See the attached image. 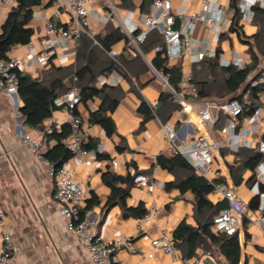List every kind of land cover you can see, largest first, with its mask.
Returning <instances> with one entry per match:
<instances>
[{
	"label": "crops",
	"instance_id": "obj_1",
	"mask_svg": "<svg viewBox=\"0 0 264 264\" xmlns=\"http://www.w3.org/2000/svg\"><path fill=\"white\" fill-rule=\"evenodd\" d=\"M93 1L95 10L92 15V26L97 31V38L105 34L108 23L119 26L113 21L104 20L108 11V0ZM111 1L116 4L120 15L127 17L129 25L142 26L143 15L154 11L153 0H131L129 6L122 5L121 0ZM171 1L174 9L185 7L188 11H200L202 8V0ZM221 1L230 7V0ZM10 10L8 7L3 10V20ZM45 11L51 15L53 8L48 5ZM228 17L227 26L216 42H209L206 39L203 27L198 23L194 31L189 33L194 40V48L202 50L210 46L216 51L220 49L219 53L223 54L225 59H230L236 54L244 56L243 53H246L243 50L249 51V45L238 36L236 31L231 30L233 22L231 7ZM65 20L66 15H63L54 22L60 25ZM248 21L254 24L250 30ZM239 24L247 36L253 35L258 29L253 20H246L242 15ZM32 25L34 35L44 31L43 20L33 18ZM176 26H181L179 18ZM225 43L233 49L230 57L224 51ZM126 44L125 40H121L114 44L113 48L119 53L126 52ZM24 52L25 45L18 44L9 51L8 58L21 56ZM155 54V49L148 51L145 54L148 61L142 56L146 68L142 66V60L134 61L131 64L132 74L129 76H125L118 70L108 73L110 76L108 84L119 89V92L116 91L117 105L112 112L108 111L116 127L112 135H107L101 125L88 121L90 111L101 106V98L95 97L87 102L81 101L77 105L76 113L81 116L85 128L90 133L91 144L95 145L93 150L96 154L80 160L70 158L65 163L73 177L87 190L88 195H94L99 199L98 203L85 210L93 221L97 233L110 243L120 238L127 239L134 248V251L126 247L117 249L115 264H157L158 262L175 264L170 256L161 251H157L154 257L147 255L152 250V239L160 236L163 227H167L173 235L182 221L193 227H197L201 221V218L195 215V194L191 190L181 192L176 186L166 187L167 184L186 176L188 171L180 166L170 171L157 162L158 156L170 157L175 152L172 142L162 133L163 123L170 122L181 138L185 137V131H191L192 127L198 131V128L193 123H187V127L184 128L183 122L177 115L180 107L170 110L166 102L161 100L162 92L167 89L152 69L154 67L152 59ZM107 55H109L108 51ZM244 57L250 58L251 62V53L250 56ZM75 58L76 55L64 65H52L66 66L74 62ZM196 62L198 61H194L193 55L188 52L177 61L168 62L167 60L169 66L180 63L183 73L191 72L192 65ZM96 64L100 70L102 68L100 61L96 60ZM258 65L264 66V57H261L257 68L253 71L259 69ZM51 66L40 69L29 65L25 72L37 77ZM65 82L68 89L71 84L68 79H65ZM95 85L102 86L98 83V79ZM21 105L22 100L19 95L16 98L15 95L10 96L0 90V205L8 213L7 227L17 246L11 264H91L84 245L74 232L67 229L66 219L59 213V205L54 199L55 178L50 174L48 165L24 142V137L42 141V154L55 144V140H43V131L40 128H31L25 123V118L19 111ZM219 116L217 129L226 122L224 115ZM50 124L58 130L66 124L63 108L57 107L50 117L44 119L43 126L47 127ZM258 132L264 136V115L257 123L254 135ZM186 139L189 145L192 140L191 134L187 135ZM222 152L227 164L223 165L225 176L221 180L233 185L244 196L250 207V202L256 194L252 189L254 183L249 179L255 177L256 168L255 170L244 169L241 172L242 180L237 183L230 171L237 151L225 147ZM109 173L121 178L115 185L121 188L128 187L129 195L126 198L128 206L136 207L141 203L147 211L151 206H155V214L150 221L143 223L141 230L137 227L140 217L125 216L121 204L110 202L112 189L104 179V176ZM137 173L150 176L156 183L152 192L143 190L134 183L133 178ZM126 178L129 182L133 180V184L128 186ZM210 198L213 202L221 200L213 192ZM237 234L241 245L239 264H264V247L259 229L244 225ZM178 249L180 256L183 257L187 252L186 242L181 241ZM192 258L201 259L207 264H211L210 258L216 264H228L223 255H221L223 260L220 263L213 254L205 251L201 246L196 248Z\"/></svg>",
	"mask_w": 264,
	"mask_h": 264
},
{
	"label": "built area",
	"instance_id": "obj_2",
	"mask_svg": "<svg viewBox=\"0 0 264 264\" xmlns=\"http://www.w3.org/2000/svg\"><path fill=\"white\" fill-rule=\"evenodd\" d=\"M16 4L17 0H0V25L3 22V10L6 7L12 9ZM48 5L53 8L51 15L45 11ZM153 6L152 13L143 15L142 26L129 25L127 17H122L116 4L108 0V11L104 20L115 22L127 36L129 44L147 61L140 45L155 30L163 35V42L155 47V51L162 52L168 62L179 60L186 52L193 55L194 61L216 56V50L211 49L210 46L196 50L194 40L189 33L193 32L196 25L200 23L206 39L209 42L218 41L229 21L228 4L221 0H202L200 11H188L185 7L174 9L171 0H153ZM254 6L264 8V0H240L239 7L244 19H253ZM94 10L93 0H44L34 14V19L43 20L44 31L35 34L31 41L25 44L24 54L0 62V90L10 96L18 93V71L25 72L29 65L42 69L52 64L69 63L77 54L84 35L98 43L97 31L92 26ZM63 15H66V20L57 25L54 20L60 19ZM178 18L181 21L180 27L176 26ZM108 53L115 59L119 51L112 48ZM249 62L250 58L240 54L230 59H225L223 54H220L222 65L234 64L243 69ZM258 66L257 71L248 72L247 78L252 86L264 87V66ZM152 69L180 105L177 115L183 122V127L186 128L187 123H193L198 128V131L193 127L191 131H185V137L181 138L174 126L170 122H165L162 124L164 137L172 142L174 151L180 153L196 173L212 183L213 193L227 201V207L214 217V229L232 235L239 233L244 225L255 227L262 235L264 247V193H260L258 187L260 182H264V160L256 167L255 183L252 188L255 194L261 195L262 199L260 207L256 210L249 207L244 196L233 185L221 180L225 176L223 165L227 164L222 152L225 147L233 151H238L242 147L255 148L264 154V136L260 132L254 135L257 123L264 115V90L260 94L261 104L254 113L241 119L243 106L237 98L224 102L198 98L197 88L191 81V72L183 73L180 89L176 90L169 83L168 73L162 69L154 67ZM98 83L100 85L110 83L109 74L100 75ZM81 101L80 88L77 85H71L65 93L54 98V105L64 109L65 120L69 126V132L62 141L70 150L71 158L77 160L93 157L96 154L95 150L86 147L90 140V133L85 128L81 116L76 113L77 105ZM220 114L226 117V122L217 129ZM53 129V124H50L45 131L50 133ZM189 134L192 140L187 145L186 136ZM43 140H47L44 135ZM178 140L180 142H177ZM24 142L48 165L50 174L55 178L54 199L59 205V213L66 219L67 229L74 232L84 245L91 264H115V251L121 247L134 251L127 239L120 238L110 243L97 233L93 221L84 210L89 197L87 190L73 177L65 164L55 169L54 165L44 158L41 151L42 141L25 136ZM133 180L137 186L148 192H152L156 187L151 177L144 173H137ZM155 212V206H151L140 217L137 225L139 230L142 229L144 222L150 221ZM7 221L8 213L0 205V264H11L17 251V246L7 227ZM157 251L170 256L175 264H207L201 259L181 257L173 235L167 227L161 229L160 236L152 239V250L147 255L154 257ZM210 262L216 264L211 258Z\"/></svg>",
	"mask_w": 264,
	"mask_h": 264
},
{
	"label": "trees",
	"instance_id": "obj_3",
	"mask_svg": "<svg viewBox=\"0 0 264 264\" xmlns=\"http://www.w3.org/2000/svg\"><path fill=\"white\" fill-rule=\"evenodd\" d=\"M43 1L17 0V4L9 11L0 25V62L8 59V53L14 46L18 44L25 45L31 41L34 36L32 21L35 9ZM239 3L240 0H230V7L233 10L231 30L236 31L238 36L249 45L251 62L243 69L234 64L222 65L220 63V49H218L215 57H205L192 65L191 81L196 86L197 97L200 99L218 102H224L231 98L239 99L243 106V112L240 115L242 119L254 113L255 109L260 105V94L264 90L262 85L252 86L247 78L248 72L255 70L261 57H264V8L260 6L253 7L254 17L252 20L258 29L253 35L247 36L239 24L242 15ZM121 4L129 6L131 0H121ZM105 30L104 35L96 38L98 43L84 35L81 38L75 61L69 65L59 67L52 65L50 68L43 70L37 77L27 72L18 71V95L22 100L19 111L29 127L40 128L48 141L55 140V144L48 148L46 152H43L44 158L54 165L55 169L63 166L71 158L70 150L62 141L69 132V126L66 123L61 126L60 130L54 127L52 132L47 133L43 122L57 108L54 105V98L69 89V87L67 89L65 79H68L71 85H77L80 88L82 101L87 102L95 97L101 98V106L96 110L90 111L88 121L101 125L107 135L110 136L115 133L116 127L108 111L112 112L115 109L118 102L116 91L119 92V89L109 84L101 87L96 86L98 76L100 74H108L114 70L129 76L132 74L131 64L143 58L129 44L127 36L119 27L108 23ZM121 40H125L127 43L125 46L126 52H120L113 59L107 55V51L111 50L113 45ZM162 42L163 35L155 30L140 45L141 51L146 54L151 49H155L158 44H162ZM96 60H99L102 65L100 70L97 67ZM142 63V66L146 68L144 60H142ZM152 63L155 68L162 69L168 73L169 83L176 90L180 89V82L183 76L180 63L169 66L167 58L160 51H156ZM139 65L141 66V62ZM161 100L166 102L170 110L180 107L168 90L162 92ZM94 146L91 144L90 138L86 147L93 150ZM98 155H100L99 152ZM235 155L236 159L234 164L230 166V171L237 183L242 180L241 172L244 169L255 170L258 164L264 160V154L255 148L242 147ZM157 162L160 166L170 171L179 166L188 171V174L183 178L167 184V188L176 186L181 192L191 190L195 194L194 211L195 215L201 218L199 225L193 227L182 221L173 233V238L178 248L181 241L186 242L187 252L183 257L192 258L196 253V248L199 246L205 251L214 254L213 247H216L220 255L225 257L228 264H239L241 245L238 234L229 235L214 229V217L227 207V201L221 199L213 202L210 198V194L213 192L212 183L204 176L196 173L180 153L174 152L170 157L160 155L157 157ZM104 179L112 189L110 202L121 204L125 216L142 217L147 212V209L141 203L136 207L127 205L128 187L121 188L115 185L121 179L120 177L109 173L104 176ZM125 180L128 182V186L133 184V180L130 182L127 178ZM249 181L255 183V177H251ZM258 187L260 193H264V182H260ZM98 202L99 199L96 196L90 195L86 200L84 210L89 209ZM261 203V195L256 194L250 202V207L256 210Z\"/></svg>",
	"mask_w": 264,
	"mask_h": 264
},
{
	"label": "rangeland",
	"instance_id": "obj_4",
	"mask_svg": "<svg viewBox=\"0 0 264 264\" xmlns=\"http://www.w3.org/2000/svg\"><path fill=\"white\" fill-rule=\"evenodd\" d=\"M249 25H250V28L248 27V29L250 30L251 29V27L254 25V24H252L251 23V21H248L247 22ZM254 27V26H253ZM243 47V46H242ZM224 51L226 52V55L228 56V57H230V55L232 54V52H233V49L229 46V44L228 43H225V45H224ZM246 54H244L243 53V55L245 56V55H248V56H250V53H249V51H247L246 49L245 50H243ZM213 250H214V256L219 260V262L221 263L222 262V258H221V255H220V253H219V251H218V249L215 247H213Z\"/></svg>",
	"mask_w": 264,
	"mask_h": 264
},
{
	"label": "water",
	"instance_id": "obj_5",
	"mask_svg": "<svg viewBox=\"0 0 264 264\" xmlns=\"http://www.w3.org/2000/svg\"><path fill=\"white\" fill-rule=\"evenodd\" d=\"M15 97L18 98V93H15Z\"/></svg>",
	"mask_w": 264,
	"mask_h": 264
}]
</instances>
